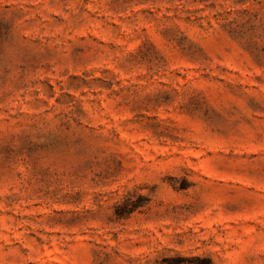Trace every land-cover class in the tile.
I'll return each instance as SVG.
<instances>
[{"label": "rangeland", "instance_id": "rangeland-1", "mask_svg": "<svg viewBox=\"0 0 264 264\" xmlns=\"http://www.w3.org/2000/svg\"><path fill=\"white\" fill-rule=\"evenodd\" d=\"M0 264H264V0H0Z\"/></svg>", "mask_w": 264, "mask_h": 264}]
</instances>
